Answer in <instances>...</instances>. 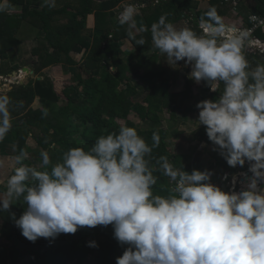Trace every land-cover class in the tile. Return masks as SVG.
Returning a JSON list of instances; mask_svg holds the SVG:
<instances>
[{
	"label": "clouds",
	"instance_id": "clouds-1",
	"mask_svg": "<svg viewBox=\"0 0 264 264\" xmlns=\"http://www.w3.org/2000/svg\"><path fill=\"white\" fill-rule=\"evenodd\" d=\"M55 2L43 0L41 7ZM8 7L0 0V12ZM136 14L130 4L118 23L131 29ZM198 26L199 33L187 24L178 28L161 15L151 25L152 45L169 65L183 61L190 79L219 92L197 103V125L205 126L229 166L248 162L246 187L224 191L211 182V170L189 173L162 156L158 163L172 186L168 195L156 194L158 178L146 157L159 146V135L153 133L150 146L134 127L122 125L88 150L70 147L55 163L41 151L39 170L22 163L21 151L0 192V212L13 201L25 205L13 220L26 239L111 225L117 242L127 245L116 264H264V64L250 66L243 53L249 32L226 24L214 7ZM128 36L145 44L131 30ZM10 103L0 94V140L12 128ZM29 177L35 182L26 183ZM87 244L98 247L94 240Z\"/></svg>",
	"mask_w": 264,
	"mask_h": 264
},
{
	"label": "trees",
	"instance_id": "trees-1",
	"mask_svg": "<svg viewBox=\"0 0 264 264\" xmlns=\"http://www.w3.org/2000/svg\"><path fill=\"white\" fill-rule=\"evenodd\" d=\"M129 1L101 0L96 4L93 0H56L55 7H41L43 0H8L10 6L18 5L21 11L0 12V75L18 73L23 66L16 55V50L22 46L17 31L27 23L36 31L31 37L37 45L31 50L33 61L29 66L32 74L38 76L26 82L20 80L2 93L11 101L12 128L0 140L1 157L16 158L23 151L22 163L39 170L41 151H48L55 163L70 147L88 150L97 137L118 132L122 125L116 120L122 119L123 125L134 127L150 146L153 133L159 135V146L146 157L153 175L158 178L154 193L168 195L172 186L158 163L162 156H167L175 168L189 173L193 169L205 170L199 160L189 161L183 155L172 154L168 139L179 135L177 125L188 121L187 116L198 110L199 101L214 100L219 92L210 90L207 83L201 81L199 93L191 95L194 84L190 78L185 79L180 93L171 92L177 75L168 77L166 69L159 64L160 52L152 45L151 25L164 15L173 24L187 20V25L199 33L203 14L214 7L224 18L232 0H158L155 4L154 0H136L146 3L144 7H136L138 13L134 17L141 22V28L147 29L144 32L136 30L135 25L129 29L128 25L118 23L124 3ZM202 1L208 3L205 9L198 7ZM252 1L249 5L242 0L237 2L239 17L246 28L252 26L248 19L250 14H264V0ZM89 15L94 18L91 30L86 27ZM129 30L136 33L137 39L143 37L145 44L136 45L128 36ZM252 36L264 41V28L254 30ZM124 41L129 42L131 49H121ZM18 53L20 57V51ZM72 53H81L79 61ZM243 53L251 67L264 64L261 59L264 56L245 49ZM58 65L64 74L71 75L61 95L54 89L50 75L42 72ZM190 99L194 102L185 105ZM35 100L41 103V108L32 106ZM164 111L169 113L167 125H164ZM131 113L146 127L130 120ZM29 139L34 144H30ZM192 139L216 147L208 140L204 125ZM213 157L215 165L223 172L237 170L226 163L218 147ZM12 171L13 168L10 174ZM34 182L31 177L26 181ZM5 185L0 184V192ZM13 203L9 210L0 212V264H116V257L127 247L114 238L111 225L82 227L74 234L61 233L55 239L38 238L31 242L13 220V214L18 218L25 205ZM91 240L96 241L98 247H89L87 242Z\"/></svg>",
	"mask_w": 264,
	"mask_h": 264
},
{
	"label": "rangeland",
	"instance_id": "rangeland-1",
	"mask_svg": "<svg viewBox=\"0 0 264 264\" xmlns=\"http://www.w3.org/2000/svg\"><path fill=\"white\" fill-rule=\"evenodd\" d=\"M93 1L97 4L101 0H93ZM157 1L158 0H154L153 3L155 4L157 3ZM242 1L248 5L253 3L252 0H242ZM230 2L231 4L229 5V7L226 8V12H225L226 15L223 18L224 22L226 24L235 25L238 28L244 29L243 28L244 23H242V19L239 17L240 15L237 11L238 10L237 9L238 0H235L236 3H234L233 0ZM130 4L133 6H135L136 4L140 6L143 5V3L141 2L130 0L129 2H127V4L125 3L123 5V9ZM144 6H146V3ZM207 6H208L207 2H201L200 4H198V7L201 9ZM20 11H21L20 6L18 5L10 6L9 5V7L3 12L19 13ZM92 18L93 16L89 15L87 17V20L91 21ZM88 21L86 22V27L89 30H91L93 24L92 22H88ZM185 24H188L187 20L186 21L181 20L174 25L179 28L181 26H184ZM135 29L137 30V28ZM35 32H36L35 29L27 23H24V26H22L17 31L18 38L22 40L21 42L22 46L18 47V50H16V55L19 60L18 62L22 64L23 66L20 67V69L18 70L19 72L17 73L16 76H13V75L10 76V73L9 75H4V76L0 75V94L8 92L13 86L19 84L20 80H22L23 82H26L30 77L33 78V77L38 76V75L34 76L32 74V71H31L32 68L31 66H29V65H32L31 63L29 64V62L33 61L31 50L33 47L37 45L36 41H33L31 38ZM250 39L251 38L249 37L247 40V43L245 44L244 49L247 50L248 52H252L259 56H264V45H262L261 43H255L254 41L251 42ZM121 47H122L121 48L122 50L131 49V45L127 41H124ZM18 51H20V57H19ZM72 55L75 60H79L81 57V53L80 54L72 53ZM261 59L264 60V57H261ZM158 62L161 65V67L166 69V75L168 77L172 78L175 74L177 75V80L174 82L175 84L172 86L170 91L171 92L175 91L176 93H180L184 89L185 79L189 78L188 74L191 71L190 66H186L183 61L177 62L176 65H169L166 62V56L161 53L159 54ZM5 64H7V62ZM24 67L28 68V70H23L22 68ZM42 72L44 74L50 75L53 81L54 89L60 95H61V91L63 87L70 83L69 75L64 74V72H62L61 66L48 67V68L43 69ZM193 84L194 85L191 86V95H195L199 93V89H198L199 83L193 81ZM192 102H194V100L190 99V101L186 102L185 105H189ZM60 103H63V101H61ZM32 106L38 107V108L42 107L41 103L38 100H35ZM198 112H199V109L192 112L191 114L187 116L188 117L187 122H185L184 124L177 125V128L180 133L178 136L171 137L168 139L169 140V150L172 154L183 155L185 157L184 158L185 160L201 161L204 164V169L211 170L212 172V175L210 177L211 182L218 185L221 179V175L223 174V170L217 165H215L214 163L215 160L213 156L217 149L213 150L214 149L213 146H208L203 142H198L196 139H192L194 134L197 132V129L201 126V124L197 125ZM168 117H169V113L164 111L163 112L164 125H167L166 120H168ZM128 118L132 120L133 122H135L136 124H138L140 127L142 128L146 127L142 122H140V120L136 117L135 114L131 113ZM116 122L120 125L124 124V120L122 119H117ZM28 141L30 144H34L32 140L29 139ZM4 157L0 156V184H6L7 178L12 168L17 166L15 157L13 158H11L10 156H6L5 158ZM245 163H246L245 166L248 167L249 166L248 162L246 161ZM236 167L238 168V169L236 168L237 169L236 172H237L240 169V166L237 165ZM233 174H231L230 180L235 177V175ZM225 190L230 191L229 188H226ZM0 224H1V219H0Z\"/></svg>",
	"mask_w": 264,
	"mask_h": 264
},
{
	"label": "built area",
	"instance_id": "built-area-1",
	"mask_svg": "<svg viewBox=\"0 0 264 264\" xmlns=\"http://www.w3.org/2000/svg\"><path fill=\"white\" fill-rule=\"evenodd\" d=\"M233 2L236 3L235 0H233ZM144 5H145V3H143L142 6L136 4L135 7H143ZM248 19L251 21L252 26L250 28H246V27H243V28L249 32V34H250L249 37L251 38L250 41L251 42L254 41L255 43H261L262 45H264V41L263 40H260V39H258L256 37H253V36L251 37V35L253 34L254 30H256L257 28H264V14L263 15L250 14ZM255 43H253V44H255ZM230 177H231V173L229 171L223 172V174L221 175L220 183L225 184V189L229 188L230 191H233V190H235L234 189L235 188V182L232 181V180L230 181L229 180ZM225 189H224V191H227Z\"/></svg>",
	"mask_w": 264,
	"mask_h": 264
},
{
	"label": "flooded vegetation",
	"instance_id": "flooded-vegetation-1",
	"mask_svg": "<svg viewBox=\"0 0 264 264\" xmlns=\"http://www.w3.org/2000/svg\"><path fill=\"white\" fill-rule=\"evenodd\" d=\"M248 167H246L245 165L240 166V169L237 172L235 171L236 173L234 172L235 174L231 173V174L235 175V177L231 180L235 182V188L234 189L237 192L240 191L242 188L246 187V184H247V183H245V179L247 178L246 176H249V177L251 176V173L248 171ZM229 180H230V178H229ZM218 185L222 190L225 189V186H224V188H222L223 183H220V181H219Z\"/></svg>",
	"mask_w": 264,
	"mask_h": 264
},
{
	"label": "crops",
	"instance_id": "crops-1",
	"mask_svg": "<svg viewBox=\"0 0 264 264\" xmlns=\"http://www.w3.org/2000/svg\"><path fill=\"white\" fill-rule=\"evenodd\" d=\"M136 1V0H135ZM136 2H139V1H136ZM203 2V1H202ZM201 3V2H200ZM125 4V3H124ZM127 4V3H126ZM206 8V7H205ZM205 8H203V9H205ZM138 13V12H137ZM93 16V15H92ZM88 21V20H87ZM186 21V20H185ZM88 22H92V24L94 25V18H92V20L91 21H88ZM174 24H176V23H174ZM93 25H92V27H93ZM134 25H135V27L137 28V30L138 29H140L141 28V22L138 20V19H136V20H134ZM122 48V47H121ZM77 61H79V60H77ZM58 66H60V65H58ZM55 67V66H54ZM63 72V71H62ZM69 75V79H70V74H68ZM185 82V81H184Z\"/></svg>",
	"mask_w": 264,
	"mask_h": 264
},
{
	"label": "water",
	"instance_id": "water-1",
	"mask_svg": "<svg viewBox=\"0 0 264 264\" xmlns=\"http://www.w3.org/2000/svg\"><path fill=\"white\" fill-rule=\"evenodd\" d=\"M23 70H28V68H22ZM16 76L17 75V73L16 72H13L10 76ZM247 180H248V177L245 179V182H247ZM264 184H261V186H263ZM222 188H224V184L222 185Z\"/></svg>",
	"mask_w": 264,
	"mask_h": 264
},
{
	"label": "bare ground",
	"instance_id": "bare-ground-1",
	"mask_svg": "<svg viewBox=\"0 0 264 264\" xmlns=\"http://www.w3.org/2000/svg\"><path fill=\"white\" fill-rule=\"evenodd\" d=\"M246 177H248L249 178V176H246ZM248 181V180H247ZM245 183H247V182H245ZM259 187L260 188H264V185L263 186H261V184L259 185Z\"/></svg>",
	"mask_w": 264,
	"mask_h": 264
}]
</instances>
